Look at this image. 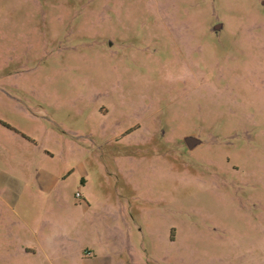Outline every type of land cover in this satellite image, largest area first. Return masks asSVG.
<instances>
[{
	"label": "rangeland",
	"instance_id": "374dc122",
	"mask_svg": "<svg viewBox=\"0 0 264 264\" xmlns=\"http://www.w3.org/2000/svg\"><path fill=\"white\" fill-rule=\"evenodd\" d=\"M0 264H264V0H0Z\"/></svg>",
	"mask_w": 264,
	"mask_h": 264
},
{
	"label": "water",
	"instance_id": "95a60500",
	"mask_svg": "<svg viewBox=\"0 0 264 264\" xmlns=\"http://www.w3.org/2000/svg\"><path fill=\"white\" fill-rule=\"evenodd\" d=\"M216 31L221 29V26H216L214 28ZM184 144L185 146L189 149V150H193L194 148H196L197 146H199L201 144V142L195 138L192 137H187L184 139Z\"/></svg>",
	"mask_w": 264,
	"mask_h": 264
}]
</instances>
